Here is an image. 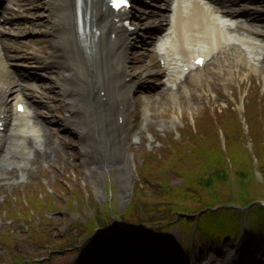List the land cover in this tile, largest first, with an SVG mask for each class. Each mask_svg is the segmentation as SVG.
<instances>
[{"label": "rangeland", "instance_id": "obj_1", "mask_svg": "<svg viewBox=\"0 0 264 264\" xmlns=\"http://www.w3.org/2000/svg\"><path fill=\"white\" fill-rule=\"evenodd\" d=\"M232 1L236 7L253 2ZM259 2L264 22V0ZM36 3H40L39 0H19L18 8L14 6L13 10L7 11L6 0H0V15L12 18L4 23L5 29L23 32V35H14V53L33 49L38 52L42 44L47 48L51 44L49 35L39 32L46 22L40 18L36 23ZM155 3V0H140L132 4L135 26L141 23L145 26L152 21L150 17L160 13L154 7ZM144 31L141 36L150 44L157 41L152 31ZM133 43L129 49L128 67L132 72L141 73L144 83L133 91L130 117L125 123L127 139L122 151L111 156V165L106 168L95 165V154L91 151L85 154L78 136L60 119L65 108L55 93L57 88L53 87L57 70L51 67L43 71L24 68L25 72L45 76L41 82L45 87L43 93L52 95L43 98L47 107L41 108L46 119L53 120L52 124L36 118V104L28 101L30 125L40 134L39 141L46 144L45 148L42 145V150L51 155H40L35 159L29 153L20 161L23 156L15 154L14 158L0 162V264H170L172 259L176 260L175 255L179 257L178 264H264V238L256 237L258 230L255 227L250 228L254 245L244 232L235 239H210L211 234L194 230L195 222L190 218L188 221L176 219L167 229L139 225L141 233L138 237L118 232V228L126 225H120L116 216L132 202L137 185L145 195L156 196L159 176L151 173L142 178L144 168L149 161L165 159L164 155L175 142L184 140L191 131L207 133L214 124L221 144L230 137L237 142L243 137L242 143L245 146L250 144L248 149L255 162V153L252 152L254 136L264 130V62L254 61L252 67L228 60L221 65L222 54L217 53L206 61L196 80L190 82L189 91L180 92L174 99L160 77H147L149 70L161 68L156 48L144 46L138 39ZM260 43H264V37ZM136 63L140 65L139 69ZM11 104L12 100H9V114ZM147 106L148 118L144 115ZM221 117L228 122V132L221 129ZM107 136L105 138L109 140ZM103 155V152L99 154L100 160ZM167 174L166 179H170L171 185L182 181L172 170L168 169ZM254 180L259 186L258 192L262 193L264 176L255 171ZM36 198H40L45 207L35 208ZM49 198L52 201L48 207ZM106 207H110L111 214L102 222L101 215L95 211L104 212ZM12 211L17 213L16 217L11 216ZM153 213L154 217L144 219L163 217L161 211ZM93 216L98 225L111 227V235L122 242L129 241V245L109 253L102 242L95 245L85 243L83 233L75 223H83ZM154 239L166 245L170 255L144 260L143 256L150 250L133 242ZM228 258L230 263H224Z\"/></svg>", "mask_w": 264, "mask_h": 264}, {"label": "bare ground", "instance_id": "obj_2", "mask_svg": "<svg viewBox=\"0 0 264 264\" xmlns=\"http://www.w3.org/2000/svg\"><path fill=\"white\" fill-rule=\"evenodd\" d=\"M155 1L160 11L169 9L171 18L166 21L161 14L157 21L125 31L120 26L115 27L112 12L103 6V0H79L83 19L80 32L75 20L77 0H39L34 7L35 21L43 18L46 22L39 32L47 33L51 44L49 48L42 44L38 52L33 49L14 53V35H23V32L12 29L9 32L1 24L0 122L4 121V132L0 131L1 163L14 158L15 154L23 156L20 161L29 153L35 159L51 155L42 150V145L45 148L46 144L39 141L40 134L30 125L28 101L36 104V118L52 124L53 120L46 119L41 112L47 107L43 98L52 95L43 93L45 87L41 82L45 76L25 72L24 68L57 70L53 87L57 88L55 93L65 108L60 119L78 136L85 154L90 151L95 154V165L106 168L111 165V156L122 151L127 139L125 123L130 117L133 91L144 83L141 73L132 72L128 67L129 49L140 27L148 32H161L160 53L166 64L161 69L149 70L147 77L164 79L162 84L168 85L174 99L180 92H188L190 82L201 74L202 68L193 63L196 53L209 59L217 53L222 54L221 65L228 60L252 67L254 61L264 62V43H260L264 37V22L259 0L237 7L232 5V0H174L175 5L171 1L170 6L165 4L168 0ZM14 6H20L19 0H6L7 11ZM127 15H133L132 10H128ZM11 19L5 16V21ZM238 30L241 32L233 33ZM143 43L148 44V41L144 39ZM185 66H189L187 72L182 69ZM136 68H140L138 63ZM99 91H103L104 99L98 95ZM9 98L24 99L26 109L23 113H14L12 125L7 121ZM147 112L149 106L145 115ZM120 116L122 124H119ZM88 137H91L89 141ZM9 141L11 144L6 147ZM101 152L104 154L102 160L99 159ZM230 261L228 258L224 263Z\"/></svg>", "mask_w": 264, "mask_h": 264}, {"label": "trees", "instance_id": "obj_3", "mask_svg": "<svg viewBox=\"0 0 264 264\" xmlns=\"http://www.w3.org/2000/svg\"><path fill=\"white\" fill-rule=\"evenodd\" d=\"M220 124L222 131L228 132V122L224 117H221ZM195 132L191 131L184 140L175 142L167 155H164L165 159L146 164L142 176L158 174V192L154 197L145 195L137 185L132 202L116 216L119 223L165 227L173 218H190L196 220L197 232H206L221 240L225 234L231 237L236 235L242 218L247 213L252 226L258 230L256 235L264 238V207L256 203L259 197H264V187L262 193L258 192L259 186L255 184L253 175L255 166L264 175V130L262 134L254 136L252 152L255 153L256 162L248 147L242 143L243 137L239 142L233 137L227 138L223 145L214 124L210 125L207 133ZM168 169L182 180L178 185H171L170 179H166ZM51 201L49 198L48 207ZM34 202L35 208L45 207L40 198H36ZM231 202L246 209H232L228 206ZM138 208L143 210L135 211ZM109 210L110 207H106L104 212L98 211L102 222L110 217ZM154 211H161L163 217L149 220L154 217ZM11 216L16 217L17 213L12 211ZM148 217V220L144 219ZM75 226L83 233L85 243L98 242L105 233L100 231L94 217L83 223L77 221ZM111 229L107 227L105 230ZM144 246L150 247L154 254L163 252V247L154 241L145 243ZM103 248L110 253L117 248L121 249L122 244L108 242Z\"/></svg>", "mask_w": 264, "mask_h": 264}, {"label": "snow or ice", "instance_id": "obj_4", "mask_svg": "<svg viewBox=\"0 0 264 264\" xmlns=\"http://www.w3.org/2000/svg\"><path fill=\"white\" fill-rule=\"evenodd\" d=\"M128 2L129 0H113V3L117 8L121 7L122 4H127Z\"/></svg>", "mask_w": 264, "mask_h": 264}]
</instances>
